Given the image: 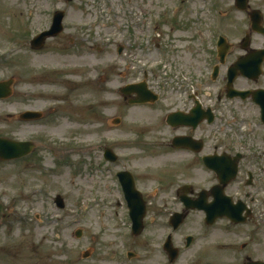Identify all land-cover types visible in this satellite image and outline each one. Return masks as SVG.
I'll return each instance as SVG.
<instances>
[{
	"label": "rangeland",
	"instance_id": "obj_1",
	"mask_svg": "<svg viewBox=\"0 0 264 264\" xmlns=\"http://www.w3.org/2000/svg\"><path fill=\"white\" fill-rule=\"evenodd\" d=\"M50 1L0 0V61L10 58L9 64L0 62V79L12 76L21 78L22 71L28 66L37 70V76L33 79L36 85L33 88L24 87V83L18 79L17 97L0 102V130H9L13 139L21 141L49 131L52 141L50 138L48 142L58 146L60 155L55 160L44 153L43 164L58 165L56 176L47 180L48 183L45 181L46 184H42L36 177L22 178L21 175L12 176L9 184H4V177L0 175V194L10 195L5 197L7 200L16 196L20 201L24 196L27 201L18 202L15 213L19 212V215L13 217L12 223L0 225V258L6 264H118V259L114 257L116 253L122 252V248L129 250L136 243L156 241L154 237L160 236L154 235L151 240L154 233L149 230L145 235L134 238L129 230L131 226L126 227L129 216L113 176L115 169L109 165L102 166L103 145L107 143L110 146L115 141L123 140L124 158H132L130 163L125 161L124 165L131 167L139 181L143 182L145 188H151V191L159 182H163L160 178L165 176L162 173L170 163L166 158L163 160V156L152 157L149 154L152 146H148L147 150L144 148L153 141L165 145L167 128L156 117V113L152 115L146 110L135 109L128 111L132 119L128 118L127 113L122 124H115L114 116L120 111L117 94L120 73L114 69L118 47L124 45L133 51L134 46L135 60L140 59L143 65L148 66L149 72L151 66L158 68L149 74V84L155 90L166 88L167 83L174 84L176 76L179 81H189L192 76L195 82L201 74L199 57L207 58L205 48L210 50L211 46L208 39L210 20L204 21V25L199 20L203 0H187L186 4L181 3V0H75L72 8H68V37L60 44L64 47L52 45L43 52L32 54L26 49L27 42L23 34L25 30L30 35L42 28L38 25L48 19ZM238 21L235 18V22ZM199 30L203 31L204 38L199 36ZM132 35L136 38L134 43L133 39L128 41ZM58 42L54 41L53 44ZM201 43L204 45L201 46ZM199 49L202 54H199ZM59 50L62 53H58ZM63 50H67L68 55L63 54ZM81 54L82 57L87 56V59L79 60ZM59 55L70 58L60 59ZM13 60L15 65H12ZM163 63L168 65L167 71ZM53 66L67 68L66 71L70 73L51 77L48 73ZM106 66L107 72L101 77V70ZM143 69L146 71V67ZM135 71L139 73V78L145 74V71L140 74V69ZM168 71L174 73L172 77ZM45 75L48 76L46 81L50 82L41 80ZM107 76H112L113 82L105 85L102 78ZM205 76L208 77V74ZM66 79L74 81L67 101L70 104L81 103L83 100L86 102L72 107L77 114L81 111L85 118L90 119L86 126L80 129L70 120L58 118H54L55 123L51 125L42 126V123H37L34 127L20 125L13 120L6 122L8 112L17 113L31 107L44 109L48 104L32 100L26 102L28 98L21 97V94L40 95L42 90L51 91L47 89L48 83L53 80H61L63 83ZM205 86L210 88L205 92L212 94L203 93V101L212 105L216 98L215 87L208 80L203 88ZM59 90L63 91L59 88L55 92ZM82 90L86 92L83 100L75 97ZM99 101H104L105 105L107 103L108 107L104 111L101 106L94 105ZM90 103L94 106L89 111L86 107ZM220 107L224 109L222 111L221 108L220 112L227 111L224 104ZM97 114H102L101 123L94 122ZM240 114L238 122H235L244 121L249 127L243 130L247 133L243 138L239 133L236 139L248 146L263 145L264 150V127H260L253 107L240 106ZM65 122L66 129L72 128L60 134ZM96 126L99 129H95ZM222 131L224 137H230L229 128L224 127ZM205 133L208 134L209 129L205 128ZM44 139L47 140L46 136ZM36 186L42 189L43 197L35 194ZM57 193L65 199L66 209H55L52 214L46 204L53 203ZM150 202L153 206L158 205L157 197ZM153 220V217H149V225H152ZM2 230L10 241L4 238ZM77 232L81 233L80 237H77ZM86 251L91 254L87 260L83 258ZM226 264L234 263L227 259Z\"/></svg>",
	"mask_w": 264,
	"mask_h": 264
},
{
	"label": "flooded vegetation",
	"instance_id": "obj_2",
	"mask_svg": "<svg viewBox=\"0 0 264 264\" xmlns=\"http://www.w3.org/2000/svg\"><path fill=\"white\" fill-rule=\"evenodd\" d=\"M203 3V6H200L201 10L199 9V20L202 25L204 21L210 20L211 32L208 39L211 46L210 50L205 48L208 52L207 58L199 57L201 74L195 82L192 81L191 76L190 82L182 85L181 83L167 84L166 88L159 87L156 90L150 85L148 88L159 94V98L154 103L130 104L137 98V93L131 90L124 94L123 89L141 84L139 83L141 80L136 79L134 73L123 75L124 71L134 69L136 62L134 46L133 51L124 48L121 53H118L119 62L114 66V69L120 73L117 88L120 100L118 123L120 125L124 122L128 110L146 107L150 114L156 113L160 122L165 123L167 138L165 145H159L156 141L155 148L163 154V160L166 158L170 162L162 173L165 176L160 178L163 182L156 185L152 190L153 193L151 188H145L143 182L139 181L131 167L124 165L125 161L130 163L132 158H124L121 146L113 145L115 156L114 162L111 163L106 154L108 146L104 147L103 166L112 164L117 170L121 197L126 199L131 195L125 192L119 175L131 174L135 188L140 192L145 203L144 208L148 219L154 218L152 225H145L144 235L152 230L154 234L151 240L154 235L160 236L154 237L156 241L136 243L129 251L116 253L114 259H118V264H129V262L132 264H226L227 259L234 264L264 263L263 145L248 146L245 142L242 143L236 139L239 133L242 138L247 134L243 130L248 126L244 121L236 123L241 115L240 106L244 108L252 106L260 127H264L263 108L255 101V94H258L261 96V103L264 104V60L260 75L256 79L242 74L243 69L252 62L251 55L264 50V34L254 32L255 23L264 29V0H209L208 2L203 0ZM58 4L57 0L50 2L48 19L45 22L42 20L38 25L42 26L41 29L30 35L25 30L23 36L24 41L27 42L28 52L38 53L49 49L52 45L64 47L60 44L64 43L68 37L69 28L66 19L61 22V32L56 36H49L42 48L34 49L32 46L35 36L43 32H51ZM235 18L239 21L235 22ZM199 36L204 38L202 30H199ZM54 41L59 42L53 44ZM202 45L204 44L201 43ZM202 53L199 49V54ZM127 54H130L129 58L134 57L124 59V55ZM238 63L241 65L237 68ZM235 67L238 74L232 76L231 72L235 70ZM106 70L107 66L103 67L102 73H106ZM206 74L208 77L205 76ZM36 76L37 70L28 66L22 71L21 78L10 77L9 79L14 80L13 97L16 96L18 79H21L24 86L28 84L34 86L36 83L31 80ZM148 78L149 75L146 73L145 80L147 81ZM108 80L107 77V83ZM206 80L215 87L216 98L212 105L205 104L203 101L204 94H212L205 92L209 91L208 86L203 88ZM183 88L186 91L182 92ZM187 92L190 94L188 97H186ZM22 96L26 98L28 95L25 93ZM31 100L38 102L39 96L30 97L26 102ZM221 104L225 105L227 111L222 113L224 109L220 107ZM125 105L128 106L127 109ZM194 110L198 120L200 116L211 117L212 122L209 123L205 118L196 126H175L167 121V117L172 114L192 116ZM28 111L40 112L39 118H23L21 113ZM46 117V111L31 107L21 110L20 114L18 112L7 114L6 122L13 120L20 125L34 127L35 124L43 122ZM224 127L229 128L230 137L223 136ZM205 128L209 129L208 134L205 133ZM251 132L250 128L249 134ZM45 136L47 140L44 139ZM51 136L52 134L48 131L41 132L34 138L22 140L33 142L35 148L29 156L21 159L19 168L12 169L11 164L14 162L0 160V175L4 177L3 182L12 180V176L21 175L22 178L36 177L41 183L45 181L48 183L47 180L53 178V175L56 176L57 164L55 166L43 164L44 153L50 157L58 155V149L48 142ZM0 138L11 139V132L0 130ZM8 196L0 194V225L10 224L15 213L17 203H12V199H4ZM154 197L158 199V205L155 206L150 202ZM200 199L202 202L206 200L211 203L218 200L224 203L233 219L221 218L212 226L205 225V213L199 209ZM51 211L53 212V203ZM179 214L185 215L184 221L181 224L172 223L171 219ZM158 217H160L159 221ZM161 218L164 220L161 221ZM129 230L131 231V227ZM2 234L6 240L10 241L4 231ZM0 264L6 263L0 258Z\"/></svg>",
	"mask_w": 264,
	"mask_h": 264
},
{
	"label": "bare ground",
	"instance_id": "obj_3",
	"mask_svg": "<svg viewBox=\"0 0 264 264\" xmlns=\"http://www.w3.org/2000/svg\"><path fill=\"white\" fill-rule=\"evenodd\" d=\"M59 58L60 59H68V58H70V57H68V58H63V57H61L60 55H59ZM85 59H87L86 57L85 58H83V59H79V60H85ZM54 67V66H53ZM53 67H51V68H53ZM51 68H49V73H48V75H50L51 77H54V73L55 72H53V71H51ZM64 73H70L69 71L67 72V71H64ZM47 75H45L44 77H43V79H41V80H43L44 82H50V81H46L47 80ZM55 82V80H53L52 81V83H54ZM73 83H74V81H72L71 79H66L62 84L63 85H65L67 88H68V90H70L71 88H72V86H73ZM100 83H102L101 82V79H100ZM64 95L65 94H63V93H54V92H51V91H49V93H48V91L46 90V91H43L42 90V94H41V100H42V104H46V102L47 101H52V103H55V101H60V100H62L63 99V97H64ZM102 107H104L105 106V102L104 101H102L101 102V104H100ZM78 117V116H77ZM77 119V118H76ZM64 129L62 128V129H60V131H59V133L60 134H64L65 133V129H66V127H67V124H66V122L64 123ZM70 128V127H69ZM68 128V129H69ZM67 130V129H66Z\"/></svg>",
	"mask_w": 264,
	"mask_h": 264
},
{
	"label": "water",
	"instance_id": "obj_4",
	"mask_svg": "<svg viewBox=\"0 0 264 264\" xmlns=\"http://www.w3.org/2000/svg\"><path fill=\"white\" fill-rule=\"evenodd\" d=\"M255 27H257V25ZM235 71H236V69H235ZM10 92L11 91L9 89V83H7V84H5V83L0 84V98L7 97L10 94ZM143 92L145 93L146 97L148 98V93L146 92L145 89H143ZM142 98H144V97H142ZM183 123L187 124L186 121H183ZM0 142H3V144L1 145V147L4 149V152L10 153L12 157L19 156V154L20 155L25 154L22 151L21 144L20 145L18 144L17 146H13V148H12V147H10L8 145L9 143H7L8 142L7 140H0ZM22 152H23V154H22ZM2 154L3 153H1L0 155L3 156ZM61 203H62V201L60 200L59 204H61ZM133 218L135 219L136 217L133 216ZM209 218L212 219L211 216H209Z\"/></svg>",
	"mask_w": 264,
	"mask_h": 264
}]
</instances>
